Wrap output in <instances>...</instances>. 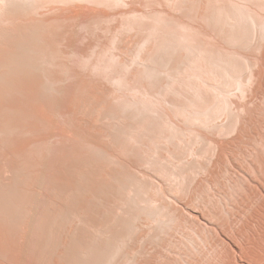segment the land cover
Instances as JSON below:
<instances>
[{"label":"bare ground","instance_id":"6f19581e","mask_svg":"<svg viewBox=\"0 0 264 264\" xmlns=\"http://www.w3.org/2000/svg\"><path fill=\"white\" fill-rule=\"evenodd\" d=\"M120 1L124 0H0V264H33L30 252L37 246L34 239L43 236L42 229L48 226L51 218L55 220L60 216L71 219L75 216L79 222H84L82 225L86 226L87 223L90 228L96 227L97 231H88L81 226L72 229L56 253L57 264H70V258H79L81 254L87 253L89 258L87 260L83 255L82 259L86 260H82V264H112L129 234L115 228L101 230V224L86 215L87 212L94 210L105 214L103 208L110 200L108 194L116 195L120 185L121 190L132 195L135 186L142 181L133 171L129 160L119 156L120 152L125 153V157L126 154H137L139 149L135 144L142 142L153 149H144L143 152L153 155L158 148L154 145L165 142L169 144L168 151L175 153L176 150L170 144L177 143L182 134L191 136L196 143L202 139L209 142L204 150L205 154L210 155L208 163L204 166L197 164L199 171H207V176L200 182L212 183L216 167L225 162L229 163L228 171L232 174L229 179L235 177L232 183L228 181L227 190H234L230 191V195H223L227 200L221 201L223 207L219 211L208 210V201L205 200L206 206L193 214L210 217L209 223L204 224L202 229L207 235L209 232L223 234L222 228L229 234L226 238L221 237L222 241L227 242V249L217 250L219 252L215 253L214 259L210 256L209 259L207 253L201 250L202 259L198 264H264V154L260 155V150H250V147L245 151V143L252 138L253 130L256 129L254 127L259 125L263 108L259 101L254 104L253 99L249 98L264 88V15L257 8L264 7V1L250 0L253 4L247 5L239 0H172V8L181 10V15L162 9L135 15L138 10L136 7L115 11L104 8L116 7ZM165 1L170 5V0ZM65 4L72 5L64 7ZM129 14L136 18L129 19ZM118 17V26H112ZM74 19H78L83 29L94 30L99 27L103 32H110L109 41L104 43L98 35L94 43L79 45L85 36L72 33L70 25L66 24ZM196 19L203 21L206 26L194 24ZM142 29L147 32L137 37ZM257 30L260 36L254 49L257 48L259 54L252 62L242 49L255 41ZM212 31L229 47L225 48L216 42ZM66 40L70 47L69 54L75 56L72 62L82 65L84 61L91 70L107 71L105 78L124 82L128 88L129 83L134 82L132 87L139 92L129 98L126 91L107 85L103 76L91 73L85 75L80 68L73 67L65 60L57 59L59 62H55L50 56H53V52L55 55L60 53L61 58ZM55 45L60 47L54 48ZM122 48L133 52L131 60L122 58ZM109 60L127 68L128 73L113 70L115 65ZM136 60H139V64L132 69L131 65ZM243 62L247 75L241 79L236 74ZM53 67H57L65 76L54 73ZM164 74L170 78L168 81H163ZM66 76L71 82L67 83ZM157 77L160 78L158 81ZM161 81L165 86L159 92L164 94V100L172 108L171 112L161 108L162 101L151 98V88ZM141 82L145 84L141 85ZM231 87L239 90L237 94L243 97L242 100L232 99L235 93ZM42 89L50 96L55 94L54 97L42 94ZM163 91L182 98L169 97ZM65 101L69 104L65 105ZM129 105L136 107L132 106V110ZM124 106L129 108L127 112L123 110ZM137 111L142 113L134 121L132 115H139ZM49 112L54 113V116ZM88 112L94 114L89 118V123L107 119L109 126L105 123V127L94 131L85 121ZM212 112L227 114V120H213ZM172 114L177 118L182 117L187 121L186 124L199 123L212 127L214 134L209 136L199 129L191 130L188 125L187 128L181 127V124L178 126L179 122ZM5 116L18 119L12 123L4 121L2 118ZM60 121L69 123V126H78L86 131L88 137L94 136L96 132L97 138H108L110 142L80 139L68 129L37 136L40 133L38 123L51 128L59 125ZM3 124L12 126L3 131ZM127 141L131 143L130 146ZM81 144L98 150V156H89L92 154L83 151ZM109 144H114V147ZM37 149L40 157L36 156ZM238 155L246 156L243 157L248 161L245 168L241 166L244 161L240 160L242 164L238 162ZM163 158L159 154L154 160ZM146 160L152 162L149 156ZM110 164L117 166L110 167ZM234 167L239 168L240 172L235 171ZM129 170L134 173V179L129 175ZM260 173L263 174L260 176ZM76 192L79 196L69 205L68 197L74 196ZM244 195H248L250 200L242 208L238 201ZM94 197L104 199L103 208L94 204ZM195 200L201 203L199 197ZM154 202L151 199L150 203ZM130 208L124 211L125 214ZM175 209L179 210L178 207ZM116 211L115 214L119 213ZM220 212L226 215H220ZM177 216L178 219L183 217ZM224 216L230 218V222L223 221L226 218ZM198 235L207 244L208 238L200 233ZM107 239L111 241L104 254ZM186 252L182 253L183 260L191 264L192 259L188 260L189 252ZM41 254L37 251L38 256ZM177 257H162V261L158 260L157 264H176V259L180 258ZM139 264L152 263L150 259H145Z\"/></svg>","mask_w":264,"mask_h":264},{"label":"rangeland","instance_id":"374dc122","mask_svg":"<svg viewBox=\"0 0 264 264\" xmlns=\"http://www.w3.org/2000/svg\"><path fill=\"white\" fill-rule=\"evenodd\" d=\"M239 1L242 4H247V5H249L250 3L253 4V2L250 0H247L248 3H245V2H247L246 0H244V1L239 0ZM169 2H170V5L165 0H162V2H154L153 0H136V1L131 0V2H130V0H126V2H125V0H124L123 2L122 1H120L119 3L117 2L116 7H115V5H113V7H111V8H109V7H104V8L107 10L115 11L117 9L122 10V9H128L130 7H136V9H138V10L134 13L135 15H139L142 12H146V11H151V10H155V9H162V10L166 11L167 13H173V14L181 15L182 14L181 10H177L175 8H172V0H170ZM77 3L85 4L86 2H77ZM71 5L72 4H65L63 6L69 7ZM257 8H258L259 12L264 15V7L259 6ZM133 17H134L133 14H129V19H135L136 18V17H134V18ZM119 21H120V18L118 17L112 22L111 25L116 27V26H118ZM193 22L196 25L206 26L205 23L199 19H196ZM66 24L70 25L72 33H79L80 35L85 36L84 41L79 42V45H81V46L86 45V43H94V41L96 40V37L98 35L100 36L102 41H104V43H107L109 41V37L111 36L110 32H103V30L100 29L99 27L98 28L96 27L94 30H93V28H90L89 30L81 28L78 24V19L69 20L66 22ZM257 31H259V30H257ZM257 31H256V34L257 33L258 34L256 35L257 37L255 36V38H254L255 41H252V43L250 44L249 47L247 45H244L247 47L242 49V51H244L247 54L249 60H252V62L255 61V59L258 57L257 55L259 54L258 49L257 48L254 49L256 47L258 41H259V36H260L259 35L260 31L259 32H257ZM146 32H147L146 29L140 30L139 34H137V37L140 35H144ZM212 36H213V39L216 42H219L222 46H224V47L226 46L227 48L229 47V46H227L228 44L225 43V41L222 40L221 37L215 31H212ZM67 43H68L67 40L63 43V51L64 52H63V55L61 54L62 55L61 58L59 57L60 53H56V52L55 53L57 56L53 52V54H52L53 56H50V58L53 57L55 62L60 60V59H61L60 61H62V60H65L66 62L68 61L71 64H73V67L77 66L78 69L80 68V71H82V73L85 75H88L89 73H91L92 75H95V76H99V77L103 76L107 85H109L110 87L116 88L119 91H126V93H129V98L139 92L137 89L132 87L133 85H135L134 82L129 83V88H128V85L126 86L124 84V82L109 81L107 78H105L104 75H106L107 71H100L97 69L91 70L90 67H87V64L84 61H82L81 64L84 65L85 67L82 65H79V64L77 65L74 62H72V59H75V56L73 57L72 55L69 54L70 53L69 52L70 47L68 46ZM253 43H254V45H253ZM56 47L58 48L60 46L55 45L54 48H56ZM120 52H121L123 59L131 60L133 58V52L130 49H123L122 48V49H120ZM54 56H56L58 58H55ZM108 62L115 65L113 70L119 71L120 73H128L127 68L124 69V67H120V66L116 65L114 60H109ZM243 63L244 64L241 63V65H242L241 69L236 74V76H238L241 79H244L247 75V70L245 68V62H243ZM132 64L133 65H131V68L133 69L134 67L138 66L139 60L134 61ZM56 68L53 67V69H52V71L54 73L61 75L62 77L65 76L64 74H62V72L58 71L59 69H61V67L58 66V68H59L58 70ZM56 70L58 72H56ZM84 71H87V72H84ZM171 71L173 72V69ZM165 75L166 74L163 75V78H165V79L163 80V78H162V80L168 81L170 78L168 76L166 77ZM160 77H162V75H160ZM66 79L68 80L67 83L71 82V80H69L67 78V76H66ZM158 79H160V78L157 77L156 81H158ZM144 84H145V82H141V85H144ZM153 85L155 86L156 84H153ZM164 86L162 84V81H161V83L157 82V85L154 88H151L152 89L151 98L153 100H156V101H160V102L162 101V103L160 105L161 108L164 109V111L167 108L171 112L172 108L164 100V97H165L164 94H161L159 92L160 89L163 90ZM231 89H232L233 93H235L232 96L233 100L240 101L243 99V97L240 94H237V93H239L238 89L234 90L233 87H231ZM168 91H169V89H168ZM41 93L42 94L45 93V95L48 94L44 89L41 90ZM163 93H165V92L163 91ZM167 93H165V94H167ZM54 95L53 96L49 95V96L54 97ZM167 95L169 97L172 96V98H174V96H175L173 93L172 94L168 93ZM251 96H253V95H251ZM251 96L249 99L251 100V98H252L253 99L252 101H254V104H255V102L259 101L261 103V105L263 106L262 112L259 115V116H261V117H259V118H261L259 120V122L260 123L263 122V123L260 124L258 122L259 125L254 127L256 129L253 130L254 133H252L253 134L252 138H249V140L247 139L248 142L245 143V151L246 150L248 151L249 147H250V150H253L255 148L254 151L258 152L260 150V155H262L261 153L264 154V138H263V136H264V121H262V120H264V88L261 89L260 92L257 93L255 96H253V97H251ZM180 97L181 96L177 97V95H176L175 99L179 100ZM68 104H69V102L65 101V105H68ZM132 106L133 105H129L128 107L129 108L130 107L131 108L136 107V106H133V107ZM152 106L157 107L155 105H152ZM128 109L126 106L123 107V110L126 112L128 111ZM132 110H134V108ZM132 110L130 109L129 111H132ZM142 111H144V110H142ZM142 111H140V113L138 111L136 112V113H139V115H137V114L132 115L133 120L135 119L134 121L139 119V116H141ZM101 112H103V110ZM144 112H146V111H144ZM49 113L54 116V113H52V112H49ZM262 113H263V115H262ZM87 114H88V117L85 115V121L88 123L89 126H91V128L94 131L97 130L101 126L105 127L106 125H108L107 122H109V121L107 119H105V121H106L105 122L104 119H101V118H99L98 120L101 119L102 122L101 121L99 122L96 120L97 123L96 122L89 123V118L93 117L94 114H91L90 112H88ZM144 115H146V114L144 113ZM174 115L175 114H172V116L175 118V120H177V123L179 122L177 124L178 126H180V124H181V127H183V128H185V127L187 128L189 126L188 128L191 130H194V131H196V129H199L203 133H205V134L207 133L206 135H209V136H212L214 134V129L212 127L202 126L199 123L186 124L187 121L185 122V120L182 117L179 116L177 118V117H175L176 115L175 116ZM211 115H212V119L217 120L218 122H221L222 119H223V122H225L227 120L226 119L227 114H224V113L212 112ZM110 117H112V116H110ZM2 119L4 121H11L13 123L18 118L15 119V117L5 116ZM61 120H63V119H61ZM109 120L111 121V119H109ZM105 123H107V124L105 125ZM38 125L40 127V129L38 130L40 133L37 131V133H39L38 135L36 134L37 136L50 134V133H53L55 130H58V129H68L69 131H71L73 133V135L77 136L80 139L84 138L86 140H90L93 142H99L100 140H103V141L108 140V138H103V139L97 138L96 132H95L94 136L88 137V135L86 134V131H84L83 129H79L78 126H76V125L69 126V123H67V122L60 121L59 125L52 126L51 128H49L46 125L44 126V124L43 123L41 124V122L38 123ZM186 125H188V126H186ZM11 126H12V124H3L1 128L4 131V130H7L8 128H10ZM44 127H46V128H44ZM260 137H261V139H259ZM53 139H56V137H54ZM258 140H260V141H258ZM144 141L148 142V139L144 138ZM107 142H110V141L108 140ZM176 142L177 143H175L174 145L170 144V147H173L176 150L175 151L176 154L170 153L168 151L167 146H169V144L165 143V142L164 143H162V142L157 143L156 145H154L158 148H157V151L153 155H150L149 152H147V151L143 152L144 149H148L149 151H152L153 149H150L146 144H144L142 142L135 144V147L139 149L137 154H132V155L126 154V157H125V153L120 152L119 156L123 157L124 159L126 158V160H129V162L132 165L133 171L142 178V181H141L142 183L140 182L135 186L136 190L134 189L135 191L132 192V195L126 194L125 190H121L120 189L121 187L119 185L117 188L118 194L117 193H116V195L115 194L114 195L108 194V196H110V200H109L110 203H109V201L105 203V205H107V203H108V206H106L107 209H105L106 207L104 205V199L103 198H98V197L93 198L94 204H96L98 206L100 205V206H102V208L104 205L103 209H104L105 214L103 213V215H102V214H99L93 210L91 212H87L86 215H88L95 222H99L101 224L100 225L101 230L105 231V230H109L111 228H115L117 231L129 234V238L126 240V243L123 245L122 249L120 250V252L116 256V258L112 264H139L141 261H143L145 259H150L152 264H157L158 260L162 261V257H163V259H165V257H167L168 255H172V256L176 255V257L178 255L177 258L180 257L178 260H180V259L183 260L184 258L182 256L183 255L182 253H185L188 249H189V251H188L189 253L186 252V253H188V255H187L188 260L192 259L191 264H198V261L200 259H202V256L200 254L201 250H203L205 253H207V257L209 259H210V257H211V259H214L213 256L215 255V253L217 254L220 250L227 249V242L222 241L221 237H225V236L228 237L229 236L228 231L225 230L224 228H222L223 234H221V233L213 234V232L212 233L209 232L207 235V232L202 231V229L204 227V224L209 223L210 217H208L206 215H193V214L195 212H197V210L203 209V207L206 206V204H205L206 201H208V206H209V207L207 206L208 210L212 209L214 211L215 210L219 211L220 207H223V203H222L223 202L222 200L224 199L223 197L227 194L230 195L232 190H234L230 186L228 189L231 188V190H227V187H228L227 184L229 185L228 181H230V183H232L234 181L233 179L235 178V177H232V179H231L232 181L229 179L230 175L232 176V174L229 173L228 167H227V166H229L228 165L229 163L225 162L224 164L216 167L217 172H216L215 176H213L212 183H205V182L202 183L200 181H202L207 176V171L205 169H200V171H199L197 169V164H201L202 166H204L208 163V161L210 159L209 158L210 155L205 154L204 150L207 148V146H209V142H207L205 139H202V141H199L198 143H196L194 139L192 140L191 136H185V134H182L180 140L176 141ZM128 144L130 146L131 143L128 142ZM113 145L114 144H111V145L109 144V146H111V147ZM80 146H81L80 147L81 149L83 148L82 149L83 151H85L86 153L88 152V155L92 154L89 156H91V157L92 156L93 157L98 156L97 155L98 150L95 151L94 148L92 149L85 144H81ZM190 147H191V149H190ZM88 148H90L91 151H89L90 149H88ZM251 148H253V149H251ZM38 150L39 149H37L36 156H38L40 154ZM241 150H243V152H244V149H241ZM181 151H182V153H181ZM94 152H95V154H94ZM159 154L163 155L164 158L161 160L155 161L154 159L158 158ZM40 156L41 155H39L38 157H40ZM147 156H149V158L152 159V162H151V160L150 161L146 160ZM238 156L240 157L238 162H240L242 164L241 161H244L246 163L245 164L243 162L242 165L240 164L242 167L245 168L248 165V161H247V159H244L243 157L246 158V156H244V155H238ZM145 161H148V162H145ZM193 164H196V165L192 166ZM161 165H163L164 167ZM243 165H245V166H243ZM116 166L117 165L110 164V167H116ZM162 167L164 168L163 170H162ZM166 167H168V169H169V170L167 169L168 171H166ZM233 169L237 172H240V169L237 167H234ZM171 172L173 174H170ZM262 174L263 173H260V176ZM129 175L130 176L132 175V178L134 177V173L132 174V172L130 170H129ZM130 176H129V179H130ZM130 182H131V180H129V183ZM226 190L229 193H227ZM135 193H137V194H135ZM133 194L135 195V197L133 196ZM78 196L79 195L77 194V192L74 194V196L70 195L68 197L69 205L74 203L75 199ZM118 196L120 197V199ZM125 196H127L129 199H127V197H126V199L123 198ZM136 196H137V198H136ZM140 197H142V198L140 199ZM198 197H199V201H201V203L198 202V200H195V199H198ZM201 198H202V200H200ZM240 198H241V200L238 201V204L242 208L246 207L249 204V200H250L249 196L244 195V196H240ZM97 199H99L101 201L103 200L102 201L103 203ZM151 199L155 200V202L153 204L150 203ZM112 200H115V201H112ZM117 200H119V201H117ZM123 200H126V201H123ZM127 200H128V202H127ZM138 200H140V202ZM224 200L225 201L227 200L226 197ZM109 204H111V205H109ZM129 207H131L132 209L131 208H130L131 210L128 209L130 211H128L127 214H125L124 211L127 210V208H129ZM176 207H178L179 210H176L175 209ZM97 210H99V208H97ZM114 210H117L119 212V213H117V211H116V213L119 216H117V214L114 213ZM179 212L180 213L182 212V213L180 214ZM113 214H115V216ZM122 214H124V215H122ZM176 215H179V218L181 217L180 215H182L183 217L180 219H183L184 217H185V219L180 221V219H178V216L176 217ZM220 215H226V214H224V212H220ZM195 217H198V219H196ZM224 217H226V216H224ZM130 218H131V220H130ZM226 218H224L223 221L230 222L231 219L230 218L226 219ZM187 220H188V222H187ZM120 221H121V223H120ZM118 222H119V224H118ZM81 223L84 224V222H82V221L79 222V219L75 216H73V219L68 218L66 216H60L55 220L53 218H51L48 226L46 228L42 229L43 236L39 237V238L36 237L34 239V244L35 245L37 244V246L35 249L33 247V249L30 252L31 262L33 264H57L58 258H57L56 253H58V251L61 249L62 241L65 238H68L71 230L77 226L78 227L81 226L82 228L84 227V229L87 228L88 231H90V230L92 232L97 231L96 227L92 226L94 228V230H93V228L92 227L90 228L87 225V223H86L87 227L85 225H82ZM194 228H196V229H194ZM195 230H197V231L195 232ZM197 232L200 233L201 235H204L206 238H208L207 244H206V242H202V240L200 238L201 236H199ZM45 236H47V237H45ZM81 240H83V238H81ZM110 241H111L110 239H107V241H106L105 248L103 249L104 254L107 252L108 244L110 243ZM178 242H180V243H178ZM2 244H3V240H2ZM179 244H182V246L184 248L181 245H180L181 246V248H180ZM183 249H185L186 251L185 250L183 251ZM217 250H219V251L217 252ZM37 251H40L42 253L41 256L37 255ZM179 252L181 253L180 256H179V254H180ZM83 255L84 254L80 255V257L82 256L81 258L79 256H78L79 258H77V257L76 258L75 257L70 258V260H69L70 264H77L79 262H81L79 264H82V262H83L82 260H86V259H82V258H84V256L88 260V258H89L88 253L84 256ZM160 256H162V257H160ZM178 260L176 259V261L178 263L180 262L179 264H181V263L186 264L185 260H183L185 263L182 260L181 261H178ZM177 262H176V264H178Z\"/></svg>","mask_w":264,"mask_h":264}]
</instances>
